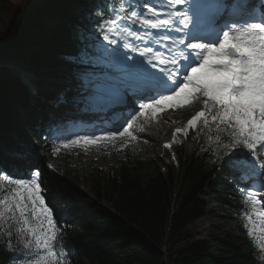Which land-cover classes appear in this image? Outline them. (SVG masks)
<instances>
[{"label": "snow or ice", "instance_id": "1", "mask_svg": "<svg viewBox=\"0 0 264 264\" xmlns=\"http://www.w3.org/2000/svg\"><path fill=\"white\" fill-rule=\"evenodd\" d=\"M117 2L118 8L97 12L94 25L116 46H103L102 62L114 72L104 73L91 86L102 95L118 98L131 90L138 99L148 102L139 103L138 111L130 114L122 131L117 128L100 135L76 136L63 141L62 147L87 150L100 142L114 143L117 137L136 139L131 129L149 111L157 117L166 110L202 102L203 107L187 120V126L175 129L174 138L181 133L187 135L201 121L206 127L215 125L217 134L214 139L207 137L210 147L204 151L214 146L217 153H222L217 158L223 165L240 172L239 182L247 185L242 191L252 205V213L247 214V233L264 252V208L257 210L260 200L249 191L254 184L264 188V164L257 163V151L264 153V0H196L188 6L192 17L188 12L174 11L187 0ZM202 16L208 25L205 29L201 28ZM121 46L138 56L129 57ZM70 59L83 63L95 62L96 57L86 48L79 57ZM221 133L225 134L223 139ZM59 151L54 148L53 154ZM33 168L28 166V179L3 175V246L19 250L32 264H67L73 249L63 240L66 229L46 199L41 172Z\"/></svg>", "mask_w": 264, "mask_h": 264}, {"label": "trees", "instance_id": "2", "mask_svg": "<svg viewBox=\"0 0 264 264\" xmlns=\"http://www.w3.org/2000/svg\"><path fill=\"white\" fill-rule=\"evenodd\" d=\"M105 1L111 4L114 0L7 2L13 10L0 32V132L7 135L22 130L48 150L37 154L26 166L2 159L0 164L16 177L26 175L29 165L41 172L46 199L66 229L63 240L73 249L67 264H264L262 252L245 235L239 218L234 220L241 234L239 240L217 234L201 239L189 230L206 214L201 196L207 190L213 198L222 194L228 198L221 201L225 204L223 212L234 216L241 212L242 205L234 196L235 185L225 179L228 170L217 158L222 153H217L214 146L211 151H204L210 147L207 137L214 139L217 134L215 125L206 127L201 122L182 137L176 148L179 166L169 165L166 171L151 159L141 157L135 148H120L125 152L119 163L96 166L90 171L91 195L48 167V156H56V146L44 138L49 131L44 123L25 122L18 117L20 107L27 105L28 93L4 64L13 60L42 67L41 59L36 57L43 55L44 45L53 52H46L42 59L49 63L50 70L53 67L50 74L59 75L57 69L63 65L65 54L57 47L85 50L98 39L100 29L94 27L95 14L111 9L104 6ZM3 3L5 0H0V6ZM26 50L31 54L25 56ZM45 95L47 98L38 104L49 105L52 98L56 99V94ZM220 135L222 139L225 136ZM59 246L58 240V250ZM18 252L4 247L0 237V264H17L14 256Z\"/></svg>", "mask_w": 264, "mask_h": 264}, {"label": "rangeland", "instance_id": "3", "mask_svg": "<svg viewBox=\"0 0 264 264\" xmlns=\"http://www.w3.org/2000/svg\"><path fill=\"white\" fill-rule=\"evenodd\" d=\"M7 2L18 4L21 2V0H5V3H3L0 6V32L5 28V25L8 23L9 18L11 17V10H13L9 5V3ZM123 2L127 3L130 2V0H123ZM141 2H143V0H141ZM100 39H101L100 42L94 43L92 49V55L96 57L95 62L76 63L74 60L70 58L73 57L74 52L81 53L83 50L78 51L72 47L71 48L57 47V49L60 50L61 53L65 54V56L63 57L65 61L63 65L57 69V71L60 72V74L52 75L50 73H52L53 67H51L50 70L49 63L42 58L44 54L45 55L47 53L51 54L53 52V49L51 47H46L42 45L41 47L44 49H41V47L40 49L43 55L42 56L40 55L41 57L40 56L36 57L41 59L42 67H37L34 64H26V65L23 64L24 65L23 69L25 70V74L24 72L21 73V75H25V76L27 74V78L28 80H30L28 84L31 83V81L34 82L39 81L36 87V89L39 90V93L36 94V90L31 87L32 85H29L28 87L25 86L27 88L28 93H31V95L29 96L30 102L28 101L29 105L26 109H21L24 106L20 107L21 115L19 118H21L22 121H28L30 117L33 116L39 119L40 124L41 122L45 121L47 117L51 119L53 125L52 128L49 127L51 129L50 132H58V131L59 132L56 133V136H52V134H47L44 136V138L47 137L48 141L52 143L54 146H56V148H59L60 151L56 154V156L55 155L48 156V163L49 165H52L51 168L53 170L63 174L65 177L69 179V181L75 187L84 191L88 195H91L89 192L90 181L88 178L90 176V171L92 170V168L96 166H110L111 164L119 163L122 159V154L125 152V150H130L132 148H135L136 152L140 154L141 157L148 158L156 162V165L159 166L162 171H166L169 165H173L178 168L179 156L176 152V148L178 143L181 141V137H179L180 135L179 134L176 135L174 138L175 129L185 128L187 126V120L192 116V114L194 115L196 111H199L203 107L202 102H196L191 106L183 107L180 109L166 110L163 112L161 117L157 116L155 118L149 119L154 121L150 125L148 124L149 120H146L147 123H145V119H147L149 115H151V112H149L145 117L138 118L136 122L137 124L138 122L142 121L144 125L148 128L147 130L145 128L142 129V131H144L145 134L148 133L146 134V136H144V138L136 137V139H132V138L119 139V137H117L114 143L100 142L98 146L97 145L89 146L87 150H85L81 146H72L71 148L68 149L63 148L62 142L68 139H60L61 136L59 137V135H62V133L66 131L65 128L68 127V123L65 120V118L60 119L58 114L67 110L68 106L66 104H61V102H58V99H61L59 97H57L56 101L53 102V105H47V104L42 105L41 103L36 104L35 102L37 100L43 101L45 93H51V92H55L60 96L64 97L62 100L65 101L67 98V94L63 93V91L67 90V87H65L67 86V84L68 86H70L73 84V81H75V79L78 78V76L88 74L91 70L89 69L90 66L96 68H99L101 65L105 66V64L102 62L103 46L104 45L108 46L109 41L105 40L104 37H101ZM108 47L114 48L116 46L114 47L108 46ZM97 52H99L98 55ZM29 54H31L30 50H26L24 52L25 56H28ZM12 62L17 64V62L12 60V61H8L5 64V66L11 64ZM18 63H22V62H18ZM107 69L108 67L105 68L104 70L105 73L114 72V69H111V71L109 72L106 71ZM70 77H72V79ZM128 104L131 103L127 101L126 105ZM55 105H59L57 110H55ZM195 107L197 108V110L193 112ZM176 120L178 121L175 122ZM164 125L168 126L169 128H172L174 131L173 132L163 131L164 135L161 134V139L165 140L164 143L167 141V139L168 141H174L173 142L174 145L173 148L171 149L165 148V151H161L160 149L158 150L157 148L160 146L162 141L152 140L151 135L153 134L154 136H156V134L160 135L158 133V130H160V128L162 127H165ZM125 126L126 124L122 125V128ZM190 130L193 131V129ZM19 132L20 133L7 134V135L3 134V132H0V152L1 151L4 152V153L2 152L4 155L3 157H0V160L2 159L4 162L8 160H14L19 163L23 162L26 166L32 160L33 157L37 156V154L40 153L45 154V152H47L48 149L44 146L42 142L38 140L34 141L33 137L30 136L29 134L23 135L22 130H20ZM21 135H23L25 137L24 139H26L23 143L24 145H27V149L25 154H21V155L19 154L17 156L14 153L10 152V148L11 147L15 148V146L19 144L20 140H22ZM121 147H126V149L120 150ZM18 149H19V145H18ZM30 151L32 152L31 154ZM73 153H76L73 155L76 156L70 157L71 154ZM96 157L97 158L101 157V160L100 161L97 160ZM0 166L2 167V164H0ZM3 175H9V174L5 171L0 172V176H1L0 182L2 183H3V179H2ZM26 175L19 177V179H28ZM4 187H8V185L4 184ZM207 191L205 194L201 196V199H203L204 202L206 203V214L198 221L192 223L189 226V230L193 234H195V236L201 239L206 237L210 238L212 237L211 235L217 234L220 237L225 235H230L234 240H239L241 238V234L237 232L236 230L237 223L234 222V220L238 219V216H234L230 214V212L228 213L223 212V206H225V204H223L222 202H225L226 200H228V198L223 194L220 195L219 197L213 198V196H211V194L209 193V190ZM257 194H261L264 196V190L259 191ZM247 214H245L244 216H242V218H240V222L242 228L245 230V235L248 238L253 239L247 233L246 225H248L249 223L247 220ZM253 219H255V215H253ZM258 238H259V234L257 233V239ZM253 240L257 244V240L256 239ZM262 256L264 257V252H262ZM15 261L17 264H32L31 261L26 260L22 255L16 256Z\"/></svg>", "mask_w": 264, "mask_h": 264}, {"label": "bare ground", "instance_id": "4", "mask_svg": "<svg viewBox=\"0 0 264 264\" xmlns=\"http://www.w3.org/2000/svg\"><path fill=\"white\" fill-rule=\"evenodd\" d=\"M13 48H15V47L13 46ZM99 52H102V51H99ZM99 52H97V55ZM11 72L13 75H18V76L23 77L25 79V77L23 75H21L22 72H24V74H25V70L23 68L21 69V68H19V66L14 65ZM26 76H27V74H26ZM70 78L72 79V77H70ZM38 83H39V81L38 82L37 81L36 82L31 81V83H29V84L27 83V85L28 86L32 85L31 87L33 89H35L36 94H38L39 90L36 89ZM66 87H69V86L67 85ZM127 101H129L131 103L130 98L128 96H125L120 103L110 105V108H111L113 113L122 112V117L125 116V114H126L127 115V121H128L131 118L130 114H135V111H138V110H135L132 107V103L126 105ZM95 102H96L95 98H93L92 96L83 95V94L76 93V92L72 93V90L70 92H68V99H67L68 109L66 111H64L63 113L58 114L60 119L65 118V120L68 123V137L70 134H73L76 132L81 133L80 135H83L84 133H88L89 135H100L103 132H105V129H103V127H104V125H105V123L109 117H108V115L103 114L102 112L97 111L91 107V106H95V104H97V102L96 103ZM102 104H103V102L98 103L99 106H102ZM196 110H197V108L195 107L193 112H195ZM162 114L163 113H161L158 117H161ZM148 118H151V117L149 116ZM177 121L178 120H176L175 122H177ZM86 124H89V125L85 126L84 128L78 127V125H86ZM142 125L144 126V128L146 130L148 129L142 121L138 122L137 124L135 123L133 125V128L131 129V131H133V133L136 137L144 138V136H146L144 131L139 130V128H137L138 126H142ZM126 126H127V124H126ZM122 129L123 128H121L120 130L122 131ZM163 131H166V132L172 131L173 132L174 130L172 128H169L168 126H165V127L160 128V130H158V133L160 135H157V134H156V136H154V134L151 135L152 140L162 141L160 146L159 147L157 146L158 147L157 149L158 150L160 149L161 151H165V147H163V142L165 140L161 139V134H163ZM124 138L126 139V138H130V137H127V136L123 137V138L119 137V139H124ZM22 140H24L23 137H22ZM2 141H4V140H2ZM18 145H19V149H18ZM18 145L15 146V148L11 147L10 152L14 153L17 156L19 154L20 155L25 154L26 149H27L26 145H24V143H20ZM152 153H153V150H152Z\"/></svg>", "mask_w": 264, "mask_h": 264}, {"label": "built area", "instance_id": "5", "mask_svg": "<svg viewBox=\"0 0 264 264\" xmlns=\"http://www.w3.org/2000/svg\"><path fill=\"white\" fill-rule=\"evenodd\" d=\"M197 237V236H196ZM198 238V237H197Z\"/></svg>", "mask_w": 264, "mask_h": 264}]
</instances>
